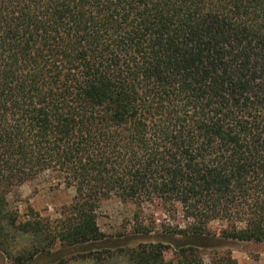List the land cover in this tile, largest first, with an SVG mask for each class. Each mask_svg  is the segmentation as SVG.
I'll use <instances>...</instances> for the list:
<instances>
[{
    "label": "trees",
    "instance_id": "trees-1",
    "mask_svg": "<svg viewBox=\"0 0 264 264\" xmlns=\"http://www.w3.org/2000/svg\"><path fill=\"white\" fill-rule=\"evenodd\" d=\"M45 176L71 202L18 222L7 196ZM111 198L136 208L125 263L97 223ZM153 203L181 223L145 224ZM5 227L30 237L18 264H235L263 243L264 0H0Z\"/></svg>",
    "mask_w": 264,
    "mask_h": 264
},
{
    "label": "rangeland",
    "instance_id": "rangeland-1",
    "mask_svg": "<svg viewBox=\"0 0 264 264\" xmlns=\"http://www.w3.org/2000/svg\"><path fill=\"white\" fill-rule=\"evenodd\" d=\"M74 191L66 188L58 177H39L21 184L15 191L7 196L8 214L16 215L17 221H22L28 213L29 208L38 213L41 217L56 218L60 209L69 204ZM142 219L145 224L149 220L154 221L155 226L163 221L169 223H181V215H176L175 221L168 217L157 203L144 204ZM136 208L131 203H124L117 198L103 201L97 210V223L99 228L109 237L115 239L120 235L119 240H129V244L124 247L121 255L113 256V262L125 263L132 255L136 240L133 237L134 213ZM212 226L217 228L218 222H213ZM6 238L0 235V264H18L14 258L22 252V248L30 243V237L22 235V232L15 227H5ZM118 239V238H117ZM232 259L235 264H264V242H235L231 244ZM73 255V254H70ZM78 256H67V263L64 264H93L91 260ZM167 258L171 257V252L165 253ZM81 257V258H77ZM52 259V258H50ZM47 259L41 257L26 264L45 263ZM22 264V263H21Z\"/></svg>",
    "mask_w": 264,
    "mask_h": 264
}]
</instances>
